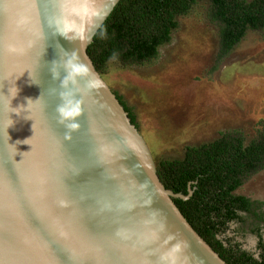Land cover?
<instances>
[{
	"label": "water",
	"instance_id": "water-1",
	"mask_svg": "<svg viewBox=\"0 0 264 264\" xmlns=\"http://www.w3.org/2000/svg\"><path fill=\"white\" fill-rule=\"evenodd\" d=\"M120 1L0 0V264H228L88 55Z\"/></svg>",
	"mask_w": 264,
	"mask_h": 264
},
{
	"label": "trees",
	"instance_id": "trees-1",
	"mask_svg": "<svg viewBox=\"0 0 264 264\" xmlns=\"http://www.w3.org/2000/svg\"><path fill=\"white\" fill-rule=\"evenodd\" d=\"M218 29L219 66L240 45L249 31L264 33V0H121L88 48L103 77L110 64L121 69L155 64L161 48L173 41L178 19L191 17L197 8ZM121 105L138 128L136 116L122 97ZM158 176L175 194L182 214L198 234L228 264H264V202L236 194L254 176L264 171V127L249 141L242 131L228 130L213 142L185 147L181 159H162ZM189 190L193 191L190 196ZM232 225L236 234L258 237L257 256L227 237Z\"/></svg>",
	"mask_w": 264,
	"mask_h": 264
},
{
	"label": "rangeland",
	"instance_id": "rangeland-1",
	"mask_svg": "<svg viewBox=\"0 0 264 264\" xmlns=\"http://www.w3.org/2000/svg\"><path fill=\"white\" fill-rule=\"evenodd\" d=\"M178 21L172 43L161 48L155 64L128 69L110 64L103 76L133 109L157 164L181 159L185 147L213 142L228 130L242 131L249 141L264 127V33L249 31L212 72L218 29L205 20L202 7ZM236 194L264 202V171ZM236 229L232 225L227 237L254 251L256 237L240 236Z\"/></svg>",
	"mask_w": 264,
	"mask_h": 264
},
{
	"label": "flooded vegetation",
	"instance_id": "flooded-vegetation-1",
	"mask_svg": "<svg viewBox=\"0 0 264 264\" xmlns=\"http://www.w3.org/2000/svg\"><path fill=\"white\" fill-rule=\"evenodd\" d=\"M253 201V200H252ZM261 234H262V239H264V227H261ZM251 235V234H250ZM256 237V236H255ZM256 246H255V249H254V252H256L257 256L259 255V251L257 249L258 247V243H259V239L258 237H256Z\"/></svg>",
	"mask_w": 264,
	"mask_h": 264
}]
</instances>
